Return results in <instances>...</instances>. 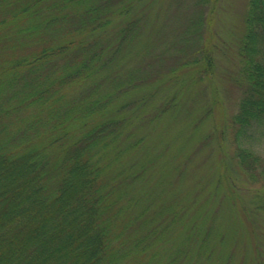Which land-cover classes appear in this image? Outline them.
Returning <instances> with one entry per match:
<instances>
[{"label":"rangeland","instance_id":"rangeland-1","mask_svg":"<svg viewBox=\"0 0 264 264\" xmlns=\"http://www.w3.org/2000/svg\"><path fill=\"white\" fill-rule=\"evenodd\" d=\"M86 2L104 14L98 42L112 58L88 121H109L110 151L122 150L112 171L124 184L113 185L139 198L130 233L145 238L150 263L264 264V212L253 210L263 196L264 121L234 122L248 0ZM76 87L66 103L82 93ZM238 148L257 166L241 163Z\"/></svg>","mask_w":264,"mask_h":264},{"label":"trees","instance_id":"trees-1","mask_svg":"<svg viewBox=\"0 0 264 264\" xmlns=\"http://www.w3.org/2000/svg\"><path fill=\"white\" fill-rule=\"evenodd\" d=\"M86 1L0 0V264H151L155 255L130 233L138 196L113 185L125 176L112 171L122 150L110 151L109 121H88L112 58L98 42L104 14ZM244 23L241 126L264 121V0H248ZM76 86L82 93L66 103ZM236 157L257 166L244 148ZM261 190L253 210L264 212Z\"/></svg>","mask_w":264,"mask_h":264}]
</instances>
